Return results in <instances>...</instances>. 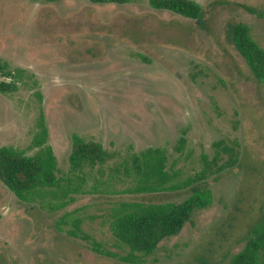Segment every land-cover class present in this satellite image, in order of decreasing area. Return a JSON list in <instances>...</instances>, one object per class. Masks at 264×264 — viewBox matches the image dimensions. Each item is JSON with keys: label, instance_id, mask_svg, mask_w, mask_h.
I'll use <instances>...</instances> for the list:
<instances>
[{"label": "rangeland", "instance_id": "374dc122", "mask_svg": "<svg viewBox=\"0 0 264 264\" xmlns=\"http://www.w3.org/2000/svg\"><path fill=\"white\" fill-rule=\"evenodd\" d=\"M196 1L202 21L154 9L149 0H0V80L16 85L0 91V147L34 154L41 111L60 174L69 170L74 133L117 154L106 170L128 153L164 147L183 178L201 169L202 153L214 156V142L236 146L238 163L207 180L212 204L195 211L142 264H228L264 216V82L228 34L230 24L243 22L264 49V0ZM184 132L180 153L175 146ZM94 176L102 179L98 168L90 188ZM106 188L53 212L40 201H19L0 180V264H130L99 255L57 221L79 208L83 230L124 254L108 219L115 204L181 202L192 192L113 194Z\"/></svg>", "mask_w": 264, "mask_h": 264}, {"label": "trees", "instance_id": "16d2710c", "mask_svg": "<svg viewBox=\"0 0 264 264\" xmlns=\"http://www.w3.org/2000/svg\"><path fill=\"white\" fill-rule=\"evenodd\" d=\"M90 1L96 4H126L132 0ZM149 3L154 9L168 10L196 21H202L204 14L203 7L196 0H149ZM228 34L254 77L264 82V49L253 39L250 27L243 22H235L229 25ZM6 74L12 75L11 72ZM15 89L13 82L0 80V91L11 92ZM48 139L49 131L41 111L31 142V148H38L34 154L30 155L14 146L0 147V180L19 201H40L42 207L55 212L68 207L77 195L101 192V186L107 187V191L113 194L162 193L191 188L190 195L181 202L122 201L115 204L108 213V219L114 237L125 249L124 254L107 249L83 230L79 208L64 213L57 221L58 229L75 239L86 240L99 255L130 264L144 263L147 257L155 253L161 241L180 233L195 211L209 207L213 192L207 180L239 161L236 146L220 139L213 143L216 148L214 156L210 159L202 153L201 169L184 178L182 172L175 168L177 160L169 164L168 152L164 147H149L141 152L128 153L106 170L104 166L116 159L117 154L98 141L86 140L74 133L68 158L69 170L66 174H60L57 156ZM186 145L184 132L175 149L183 153ZM224 155L228 156L227 160L219 164ZM96 168L102 179L94 176L96 182L90 188L91 171ZM104 174L107 178H103ZM125 181L131 185L122 190L114 189L113 184ZM228 264H264V216L251 228L244 247L231 256Z\"/></svg>", "mask_w": 264, "mask_h": 264}]
</instances>
